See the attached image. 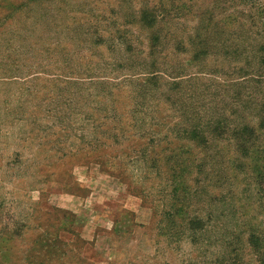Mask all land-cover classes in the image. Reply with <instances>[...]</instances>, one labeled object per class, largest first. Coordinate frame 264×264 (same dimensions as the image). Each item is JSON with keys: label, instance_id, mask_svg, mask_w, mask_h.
I'll return each mask as SVG.
<instances>
[{"label": "rangeland", "instance_id": "obj_1", "mask_svg": "<svg viewBox=\"0 0 264 264\" xmlns=\"http://www.w3.org/2000/svg\"><path fill=\"white\" fill-rule=\"evenodd\" d=\"M146 5L164 16L151 57ZM263 11L0 0V264H260L264 139L244 154L232 130L264 135V82L243 89L222 45L255 54Z\"/></svg>", "mask_w": 264, "mask_h": 264}, {"label": "trees", "instance_id": "obj_2", "mask_svg": "<svg viewBox=\"0 0 264 264\" xmlns=\"http://www.w3.org/2000/svg\"><path fill=\"white\" fill-rule=\"evenodd\" d=\"M153 10L150 9L149 5H146L145 8L142 10H139L138 16H139V21L142 23L141 28L147 30L149 32L148 35V41H150L148 44V48L150 50V57L153 55V53L156 51L155 47L156 44L159 41V36H158V30L161 28L160 24L163 22L164 16H159L157 13H153ZM264 12V11H263ZM264 16V15H262ZM252 24H258L260 25L259 31H257V38L262 39L264 41V18L263 17H250ZM249 19V20H250ZM160 25V26H159ZM198 39L196 42L192 43V53L194 59L200 58V54L202 53V49L200 48L201 45L205 44L207 40H202L201 35H197ZM225 48V58L227 59V56L229 58L231 57H237V60H240L242 58H245V67H240L237 72H232L230 76H234L237 74L236 77H239L241 82H242V88L247 89L248 84L254 80V78H257L258 84H261L264 82V45H262L260 48H256L255 54L250 55L245 49H231L229 46L222 45V48ZM221 48V47H220ZM221 48V49H222ZM204 54V53H202ZM235 79V77L233 78ZM235 83V82H233ZM251 90V89H250ZM260 90V89H259ZM264 92V90H263ZM242 92H239L236 95V99L240 96ZM243 94V93H242ZM250 96L247 94L246 96H241L238 102V105L242 107V112L244 110L247 111V109L250 107L251 104H255L254 101L256 98H254L253 91L251 90L249 92ZM257 113L261 115V126L264 127V103L261 101L257 102ZM192 130L193 133L195 134V140L197 142H200L201 140L204 139L203 133L205 132L203 128H200V126L194 127ZM203 132V133H202ZM228 129H223L221 134L228 133ZM232 132L234 133V139L236 140V147L238 150L242 151L244 154L248 152L250 154L251 150L254 148L256 145L257 140L260 138L261 140L264 139V135L262 134H257L256 130L253 129L252 127H243L242 131L240 130V127L233 129ZM205 134V133H204ZM214 134H218L217 132ZM263 154V151H260V155ZM253 240V238H250V243ZM250 247L255 248V253L260 257V264H264V254H262L264 251L263 249L259 246L258 248L256 247L255 243Z\"/></svg>", "mask_w": 264, "mask_h": 264}]
</instances>
